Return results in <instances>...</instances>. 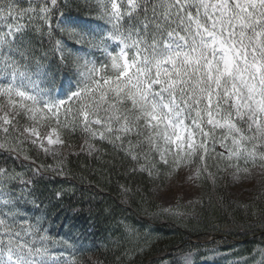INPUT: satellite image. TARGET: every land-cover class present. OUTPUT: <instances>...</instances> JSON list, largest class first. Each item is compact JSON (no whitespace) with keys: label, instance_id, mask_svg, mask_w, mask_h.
<instances>
[{"label":"snow or ice","instance_id":"obj_1","mask_svg":"<svg viewBox=\"0 0 264 264\" xmlns=\"http://www.w3.org/2000/svg\"><path fill=\"white\" fill-rule=\"evenodd\" d=\"M85 4L95 20L68 0H0V149L29 159L25 147L38 146L64 174L51 146L76 147L63 136L79 131L81 153L107 142L149 177L187 169L185 182L215 185L223 165L234 181L256 170L264 184V0ZM17 179L0 167V264H69L43 222L22 214ZM258 255L253 264H264Z\"/></svg>","mask_w":264,"mask_h":264},{"label":"trees","instance_id":"obj_2","mask_svg":"<svg viewBox=\"0 0 264 264\" xmlns=\"http://www.w3.org/2000/svg\"><path fill=\"white\" fill-rule=\"evenodd\" d=\"M68 2L74 15L95 20L85 0ZM35 46L37 57L49 48L46 42L41 46L38 38ZM53 59L49 52L42 62ZM63 82L66 86V75ZM63 139L76 146L62 147L64 174L54 171L58 164L53 156L31 145L24 150L29 159L0 149V167L19 177L13 187L18 195L21 190L26 194L19 203L22 214L43 222L53 248L64 251L69 264L73 258L82 264H183L186 254H191L194 264L212 255H218L215 264L259 260V250L264 249V188L234 201L228 192L230 173L220 165L215 185L196 180L193 202H179L165 212L154 189L174 176L168 177L163 169L153 177L133 172L130 158L107 142H97L99 151L92 155L81 153L79 131L65 133ZM216 163L209 161L214 173ZM76 237H81L83 251H76ZM208 239L210 243H204Z\"/></svg>","mask_w":264,"mask_h":264},{"label":"rangeland","instance_id":"obj_3","mask_svg":"<svg viewBox=\"0 0 264 264\" xmlns=\"http://www.w3.org/2000/svg\"><path fill=\"white\" fill-rule=\"evenodd\" d=\"M44 144L47 146V141H44ZM51 147L59 149L60 154L64 152L63 148L59 145ZM188 174L187 169L178 170L174 178L167 182L165 186L162 188L156 187L154 189V194L165 212H170L179 202L190 203L196 198L198 193L196 180L185 182ZM259 180L260 177L256 170H253L251 179H241L239 181H234L232 174H230L228 178V192L231 198L237 202L246 200L252 196L254 192L264 188V184L259 183ZM188 256H191V254H186L183 257V264L185 257ZM217 256L218 255H212L209 259L214 260Z\"/></svg>","mask_w":264,"mask_h":264}]
</instances>
